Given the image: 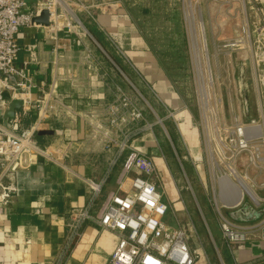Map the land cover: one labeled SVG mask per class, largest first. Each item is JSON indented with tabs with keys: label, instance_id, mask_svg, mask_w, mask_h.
<instances>
[{
	"label": "built area",
	"instance_id": "2783aa9c",
	"mask_svg": "<svg viewBox=\"0 0 264 264\" xmlns=\"http://www.w3.org/2000/svg\"><path fill=\"white\" fill-rule=\"evenodd\" d=\"M70 1L79 5V10L93 20L96 18L94 8L111 7L109 4H95L87 0ZM252 5L258 14L259 48L264 54V6L259 0H253ZM43 10L49 11L48 26L54 32L67 30L92 37L68 0H0V86L9 90L13 98L23 100V106L6 124L3 118L10 102L2 99L0 88V156H7L6 159L0 158V232L3 229L5 209L15 201L16 187L10 180L17 170L30 166L38 156L49 157L50 161L58 163L36 138V133L48 117L47 109L53 98L51 93H46L42 99L33 100L34 90L42 87L31 76L27 62L19 61L21 45L18 34L22 29L39 27L33 19ZM186 18L189 21V40L192 45L190 52L194 56L196 69L200 71L203 69L201 52H204V47L208 51L204 46L206 31L203 24L196 29V18L191 10ZM198 38H203L202 50ZM195 39L198 43L197 51ZM86 51V60L101 69L102 61L87 47ZM117 53L124 55L120 49ZM103 76L106 80L110 78L105 71ZM253 79L251 93L254 96L256 115L245 119L243 115L233 114L230 122H227L221 118L219 111L222 98H215L212 104L210 86L206 90L207 85L214 83L212 75L208 71L198 75V85L205 86L200 89V126L203 152L208 168L211 169L213 208L223 239L230 247L243 245L256 234L262 235L264 229V215L253 222H239L228 215L229 211L239 208L244 202L251 203L257 210L264 209V60L256 61ZM112 83V100L104 107L101 117L91 121L90 137L104 151L112 154V167L124 155L126 158L117 189L109 193L95 217L92 208L105 181H87L92 190V199L84 208L70 214L72 235H77V228L89 220H94L102 229L115 232L117 243L107 264H198L200 253L190 246L187 227H171L166 222L170 205L164 199L162 180L154 158L134 145V138L151 128L144 109L121 85L113 80ZM26 107L37 115L36 122L28 129L20 127L18 112L21 109L26 112ZM174 116L175 111H169L168 117ZM158 120L163 122L159 117ZM141 122H145V126L134 129ZM239 194V202L231 204Z\"/></svg>",
	"mask_w": 264,
	"mask_h": 264
},
{
	"label": "crops",
	"instance_id": "0c3cea01",
	"mask_svg": "<svg viewBox=\"0 0 264 264\" xmlns=\"http://www.w3.org/2000/svg\"><path fill=\"white\" fill-rule=\"evenodd\" d=\"M259 1L264 6V0ZM113 8L117 10L97 9L94 23L112 46L114 44L124 53L142 79V87H148L154 98L164 106L168 105L166 113H162L164 119L170 120L169 111H175L171 119L177 128L183 127L187 132L189 110L186 105L183 108L177 104L175 76L169 71L170 67L149 45L141 25L127 10L118 5ZM18 41L21 45L19 61L27 62L31 76L42 87L34 90L33 100L42 99L46 93H51L53 98L47 109L48 117L40 129H52L55 133L37 141L58 163L50 161L49 157L38 156L30 166L17 170L10 180L16 187V197L5 209L0 232V264H107L116 246L117 234L89 220L82 223L77 228V235L73 236L70 214L91 201L88 180L105 181L94 201V217L109 193L117 189L122 167L118 173H113L112 154L90 137L91 121L101 117L104 107L112 100L113 88L103 76L104 67L100 69L86 60V47L92 53H96V49L81 33L77 35L67 30L56 33L52 27L40 25L22 29ZM136 91L146 99L140 90ZM18 112L22 128L32 127L37 120V115L28 107L26 112L22 109ZM169 127L171 130L172 126ZM134 145L154 158L164 199L170 205L166 222L176 227L173 223L178 221L181 209L178 207L180 210L176 215L172 203L177 206L181 200L185 203V199L176 188L173 153L160 144L155 133L139 135ZM190 154L195 162L202 161V153L198 154L199 158L191 151ZM198 207L202 214V207L207 213V203ZM203 220L206 231L212 234V225L209 226L204 217ZM213 228L218 231V236H222L217 217ZM224 244L225 255L222 257L228 264H264L262 235L256 234L243 245L230 247L226 242ZM192 249L202 251L199 246ZM209 262L204 260L199 264Z\"/></svg>",
	"mask_w": 264,
	"mask_h": 264
},
{
	"label": "rangeland",
	"instance_id": "374dc122",
	"mask_svg": "<svg viewBox=\"0 0 264 264\" xmlns=\"http://www.w3.org/2000/svg\"><path fill=\"white\" fill-rule=\"evenodd\" d=\"M87 1L95 4H109L113 12L117 10L113 8L114 5H118L119 8L125 9V11L127 10L129 15L141 25L149 45L158 52L157 54L163 63L170 67L169 71L175 76L178 92L177 104L180 106L186 105V109L189 110L187 132L182 129L183 127L177 128L171 118L170 120L164 119L162 113L168 109V105H166V108L154 98L148 87H142V79L125 55L119 53L125 65L135 72L136 80L131 79L125 71L116 65L110 56L105 55L104 49H101L102 46L98 42L96 44L91 36L84 35L88 43L96 49L94 54L102 61L104 71L108 76L115 81L125 80L127 86H123V88L144 109L146 120L151 124V128L144 131V133H155L160 144L173 153L175 161L172 168H174L176 188L185 199V203L179 200L180 203H177V206L172 203V209L176 212V215L181 209V215L173 225L187 227L191 246L194 248L199 246L202 249L201 253L199 252L198 264L200 261L203 263L204 260L210 261V264H228L222 257V255H225L223 248L226 247L223 236H218V231L212 229V226L216 223V216L213 212V196L210 185L211 169L208 168L203 152L204 144L200 126V102L202 99L200 89L203 85H198V75L206 71L212 75L214 83L213 85H207L206 90L210 86L212 96L210 101L212 104L215 103V98H222V103L219 104L222 119L225 118L227 122H230L233 114L243 115L245 119L256 115L254 96L249 92L251 111L248 115L244 114L243 93L240 89L241 68H244L246 82L252 91L256 61L264 60L263 50L259 48V19L252 5L253 0ZM68 2L85 26L86 21H94L85 12L79 10V5L72 3L70 0ZM100 8H94L93 14L95 17L97 9ZM189 10L196 18V29L197 27L199 29V25L203 24L206 31L205 42L203 38L202 40L198 38L201 50L203 49V42L206 43L205 46L208 48L207 55L201 52L203 69H200V71L196 69L194 56L190 52L192 45L189 40V21L186 18ZM249 35H251L250 40ZM233 44H236V46H233ZM113 46L117 53L119 47L114 44ZM137 89L144 94L146 99L139 96ZM152 108L155 111L154 113ZM155 113L163 120L162 123L154 115ZM143 126H145V122L137 124L134 129ZM169 126H172L171 130H169ZM137 137L138 135L134 139ZM190 151L197 155L196 158H199L198 154L202 153V161L195 162V159L190 157ZM134 173L133 171L132 174ZM202 197L204 198L202 199ZM202 203H207L208 210L206 214L205 208L202 207L204 214L199 210L198 205ZM203 217L210 224L209 226L212 225L211 231L216 244L213 242L212 234L207 232L209 230L206 231L207 226L205 227ZM197 221L199 222L197 223Z\"/></svg>",
	"mask_w": 264,
	"mask_h": 264
},
{
	"label": "water",
	"instance_id": "95a60500",
	"mask_svg": "<svg viewBox=\"0 0 264 264\" xmlns=\"http://www.w3.org/2000/svg\"><path fill=\"white\" fill-rule=\"evenodd\" d=\"M50 13L48 10H43L39 16L34 17L33 21L42 26H48L50 24L49 21ZM240 89L243 92L242 99L245 108V113H250V96L248 94V84L246 82L244 68H241V75H240ZM1 88V96L3 100L10 102L9 109L4 114V121L6 124L9 123V120L15 117L16 111L23 106V100L13 98L9 90L5 87L0 86ZM55 133L52 129H40L38 131L39 135H51ZM1 159H6L7 156L1 155ZM201 159V158H200ZM228 215L233 220L239 222H253L257 221L264 215V209L257 210L253 207V205L249 202H244L238 209L231 210L228 212ZM262 237L264 238V229L262 231Z\"/></svg>",
	"mask_w": 264,
	"mask_h": 264
},
{
	"label": "trees",
	"instance_id": "16d2710c",
	"mask_svg": "<svg viewBox=\"0 0 264 264\" xmlns=\"http://www.w3.org/2000/svg\"><path fill=\"white\" fill-rule=\"evenodd\" d=\"M86 28L88 29V31L90 32L92 37L102 46V48L104 49V54L107 56H110L115 61L116 65L119 66L120 69L125 71V73L131 77V79L136 80L137 76H136L135 72L130 70L129 67L127 65H125V63L123 62V60L121 58L122 56H120L118 53H116V49L112 46V44L110 43V41L108 40L106 35L101 30H99L97 28L94 21H92V20L86 21ZM112 80H113L112 77L107 79V83L111 87L114 86L112 83ZM113 81L115 83L121 85V86H127L125 80H118V81L113 80ZM43 136L44 135H39L38 132L36 133L37 139L40 137H43ZM170 152H171V150H170ZM125 158H126V155H124L123 157L120 158L119 163H117L112 169L113 173H118L120 171Z\"/></svg>",
	"mask_w": 264,
	"mask_h": 264
},
{
	"label": "bare ground",
	"instance_id": "6f19581e",
	"mask_svg": "<svg viewBox=\"0 0 264 264\" xmlns=\"http://www.w3.org/2000/svg\"><path fill=\"white\" fill-rule=\"evenodd\" d=\"M194 43H195V48H196V51H197V45H198V43H197V41H196V39L194 40ZM205 46V45H204ZM204 53L207 55V52H206V49H205V47H204ZM206 59H207V56H206ZM239 199H241V196H240V194H239V196L238 197H235L231 202V204H236V202H239Z\"/></svg>",
	"mask_w": 264,
	"mask_h": 264
},
{
	"label": "flooded vegetation",
	"instance_id": "af4514ba",
	"mask_svg": "<svg viewBox=\"0 0 264 264\" xmlns=\"http://www.w3.org/2000/svg\"><path fill=\"white\" fill-rule=\"evenodd\" d=\"M248 91H249V93H251V90H250V88L248 87ZM243 93V92H242ZM243 95V94H242Z\"/></svg>",
	"mask_w": 264,
	"mask_h": 264
}]
</instances>
